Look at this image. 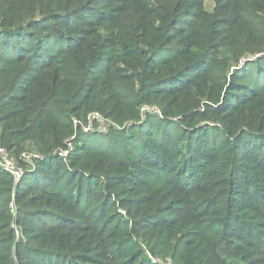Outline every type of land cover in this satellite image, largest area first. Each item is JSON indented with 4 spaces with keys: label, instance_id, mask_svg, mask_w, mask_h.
<instances>
[{
    "label": "trees",
    "instance_id": "obj_1",
    "mask_svg": "<svg viewBox=\"0 0 264 264\" xmlns=\"http://www.w3.org/2000/svg\"><path fill=\"white\" fill-rule=\"evenodd\" d=\"M0 146V264H264V0H0Z\"/></svg>",
    "mask_w": 264,
    "mask_h": 264
},
{
    "label": "built area",
    "instance_id": "obj_2",
    "mask_svg": "<svg viewBox=\"0 0 264 264\" xmlns=\"http://www.w3.org/2000/svg\"><path fill=\"white\" fill-rule=\"evenodd\" d=\"M93 119L99 120V122H101L98 130L101 132H105L106 127L104 123L102 122V118L100 114L98 113L95 114L92 120ZM92 120L90 121L89 125L85 127V131L92 130L93 128ZM0 165L3 167V169L7 173L11 174L15 178L16 181H18L21 178L22 171L17 167L15 161L13 160V158L11 157L7 149L2 146H0ZM152 261L157 264H173L171 260L164 261V260H161L160 258H152Z\"/></svg>",
    "mask_w": 264,
    "mask_h": 264
}]
</instances>
